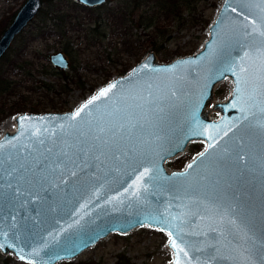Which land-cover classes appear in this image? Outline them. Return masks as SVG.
<instances>
[{
    "label": "water",
    "instance_id": "95a60500",
    "mask_svg": "<svg viewBox=\"0 0 264 264\" xmlns=\"http://www.w3.org/2000/svg\"><path fill=\"white\" fill-rule=\"evenodd\" d=\"M41 7L26 0L16 11L0 35V61ZM261 33L264 0H223L197 53L168 64L149 53L72 112L18 115L0 138L1 254L58 264L110 234L148 227L168 235L171 264H264ZM48 61L70 65L63 52ZM227 78L231 92L211 120L206 108ZM192 141L205 143L204 155L169 172L166 162Z\"/></svg>",
    "mask_w": 264,
    "mask_h": 264
},
{
    "label": "rangeland",
    "instance_id": "374dc122",
    "mask_svg": "<svg viewBox=\"0 0 264 264\" xmlns=\"http://www.w3.org/2000/svg\"><path fill=\"white\" fill-rule=\"evenodd\" d=\"M25 1L0 0V20L3 16L12 20ZM209 1L205 7L213 0ZM222 1H216L215 10L206 9V16L212 17L211 23ZM123 2L124 0H108L102 10L89 12L73 7L72 0H60L59 3L43 1L38 15L15 39L4 59L0 61V78L9 84L6 92L0 96V138L5 132H12L15 129V119L18 115L31 113L30 109H27L15 114L10 107L16 103L26 106L39 103L42 110L35 114L72 112L109 81L126 75L149 53L155 55L158 63L168 64L177 58L186 57L185 54L191 51H194L193 54L197 53L208 38V29L202 30L198 25L191 26L184 32L177 31L174 27L170 29L168 37L158 38L152 47L149 29H146L147 14L141 15V12L138 17H132L133 23H127L128 36L129 33L131 36L124 38L123 35L127 31L118 29V22L115 25L113 23L105 25V22H108V13L117 11V7L123 5ZM58 8L75 16L77 23H81L86 32L74 30L69 35L72 39L67 37L61 39L53 35L44 40L39 36L49 23L45 18H50L53 14L51 12ZM97 21H101L98 23L100 28L92 33ZM53 34L56 33L53 31ZM92 37L95 39L94 42ZM22 51L24 56L15 62ZM56 52H63L70 60L69 69L63 71V74L56 73L59 70L56 71L48 61L49 56ZM24 62L27 63L26 66ZM61 77L68 78L67 85L60 80ZM106 78H109L107 83ZM231 87L232 82L228 78L214 87L213 100L205 111L209 119H218L219 112L214 109V105L227 99ZM215 92L221 94L217 96ZM53 105L57 107L54 108ZM204 149V142H190L185 152L166 162L167 170L169 172L184 170L186 165ZM172 258L166 233L140 227L127 234H110L70 261H73V264H171ZM0 264L25 263L18 261L13 255H3L0 252Z\"/></svg>",
    "mask_w": 264,
    "mask_h": 264
},
{
    "label": "trees",
    "instance_id": "16d2710c",
    "mask_svg": "<svg viewBox=\"0 0 264 264\" xmlns=\"http://www.w3.org/2000/svg\"><path fill=\"white\" fill-rule=\"evenodd\" d=\"M48 2H57L59 3L60 0H42ZM217 0H213L212 3H209L207 7L206 3L210 2L209 0H124L123 5L118 6L117 11H111L108 13L107 21L105 25H110L113 23L115 25L118 22V29L129 30V26L127 23H133L132 17L139 15V12L142 14H147L148 24L146 29L148 30V35L150 36V46H154L157 42V39L166 38L167 35L171 33L172 28L176 27L177 31H188L191 26L198 25L202 30L208 29L209 25L211 24L212 17L206 16L205 11L206 9L215 10L217 8ZM73 7L80 9L82 11H89L93 12L96 10H102L103 6L96 9H88L79 4L72 3ZM122 6V7H121ZM52 16L50 18H45L47 22H49L46 26V30L43 33L40 32L39 36H41L44 40L45 38L53 35L59 36L61 39L67 37L68 39H72V36H69L71 32H86V29L82 28L81 23H77L76 17L72 16L71 14L65 13L61 9L53 10ZM56 15V16H55ZM197 15V17H195ZM10 18L3 16L0 20V34L4 31L7 25L10 22ZM137 21V20H136ZM101 21H97L95 24L94 30L92 33H95L98 28H100L99 24ZM192 24V25H191ZM39 23L37 24V26ZM140 27V25L138 26ZM77 28V29H75ZM106 28V27H105ZM53 31L56 34H53ZM62 32V33H61ZM130 32V31H129ZM61 33V35L59 34ZM123 35V34H122ZM129 36L130 33H129ZM128 31L126 34L123 35L124 38H129ZM95 37V36H93ZM93 42H94V38ZM38 38V37H36ZM89 38V37H87ZM75 41V40H73ZM88 41V39H87ZM76 43V41H75ZM79 45V44H78ZM77 45V47H78ZM190 51V50H189ZM194 51L186 53L185 55H192ZM6 56V55H5ZM23 51L18 55L15 62L18 61V58L23 57ZM181 56V55H180ZM4 59V57H3ZM25 63V64H24ZM24 66H26V62H24ZM57 71V70H56ZM58 74H63V71L56 72ZM60 80L64 81V85H67L68 78L61 77ZM106 83L109 81V78H106ZM58 85H61L58 83ZM9 87L6 81L0 78V96L6 92V89ZM52 87H56V85H52ZM49 90V88H48ZM218 96L221 93L215 92ZM56 108V105H53ZM39 103L26 106V104L16 103L12 107H10L11 111L15 112V114H20L23 110L30 109L31 113H38L42 109ZM174 167V166H172ZM64 264H73V261H65Z\"/></svg>",
    "mask_w": 264,
    "mask_h": 264
},
{
    "label": "snow or ice",
    "instance_id": "6c2138e0",
    "mask_svg": "<svg viewBox=\"0 0 264 264\" xmlns=\"http://www.w3.org/2000/svg\"><path fill=\"white\" fill-rule=\"evenodd\" d=\"M233 11H235V9H233ZM248 35H251V33H249ZM261 35H264V33H261ZM257 51L260 52V54H261V59H262V61H264V48H259V49H257ZM245 55L247 56L248 53L246 52ZM229 70H232V69H229ZM241 70L244 71V69H241ZM112 87H115V85H113ZM109 90H110V89H105V90H103V91L100 93V96H105V95L108 93ZM96 99H97V97H93L91 100H89V101L87 102V104L84 105V108H87L88 105L92 104ZM262 110H264V109H262ZM82 111H83V108H81L80 110L76 111V112L74 113V115H73L70 119H75L76 117L80 116ZM260 127H261V128H264V123H261V124H260ZM200 155L203 156L204 153H201ZM240 159L243 160L244 157H243V156H240ZM188 167L191 168L192 165H189ZM145 172H147V169L145 170ZM72 175H75V173H72ZM10 187H11V186H10ZM20 194H21V192H20V190H19L18 188L15 189V190L13 191V195H20ZM5 195H6V194H5L4 191H3V186L0 185V200L4 199ZM232 222L235 223V219H233ZM169 235L171 236V233H170ZM171 244H172V247H174V248L178 247V245H177L175 239H172V240H171ZM4 247H5V244L0 243V248H4ZM8 247H11V245H8ZM181 251H183V249H181ZM185 254H186V253H185ZM177 264H178V262H177Z\"/></svg>",
    "mask_w": 264,
    "mask_h": 264
},
{
    "label": "flooded vegetation",
    "instance_id": "af4514ba",
    "mask_svg": "<svg viewBox=\"0 0 264 264\" xmlns=\"http://www.w3.org/2000/svg\"><path fill=\"white\" fill-rule=\"evenodd\" d=\"M74 3H75V2H74ZM107 3H108V2H107ZM81 6H82V5H81ZM83 7H84V6H83ZM101 7H102V6H101ZM85 8H86V7H85ZM97 8H100V7H97ZM88 9H96V8H88ZM10 22H11V21H10ZM8 25H9V24H8ZM8 25H7V26H8ZM4 30H5V29H4ZM14 41H15V40H14ZM9 50H10V49H9ZM7 53H8V52H7ZM7 53H6V54H7ZM65 55H66V54H65ZM2 59H3V58H2ZM68 59H69V58H68ZM69 61H70V60H69ZM69 66H70V65H69ZM55 69H56V68H55ZM68 69H69V68H68ZM56 70H57V69H56ZM59 71H60V70H59Z\"/></svg>",
    "mask_w": 264,
    "mask_h": 264
},
{
    "label": "bare ground",
    "instance_id": "6f19581e",
    "mask_svg": "<svg viewBox=\"0 0 264 264\" xmlns=\"http://www.w3.org/2000/svg\"><path fill=\"white\" fill-rule=\"evenodd\" d=\"M6 133V132H5Z\"/></svg>",
    "mask_w": 264,
    "mask_h": 264
}]
</instances>
